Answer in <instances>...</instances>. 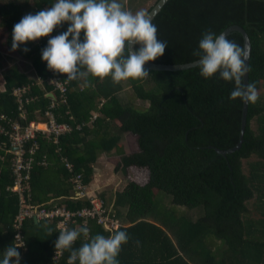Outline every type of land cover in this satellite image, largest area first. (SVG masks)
Wrapping results in <instances>:
<instances>
[{"label": "trees", "instance_id": "trees-1", "mask_svg": "<svg viewBox=\"0 0 264 264\" xmlns=\"http://www.w3.org/2000/svg\"><path fill=\"white\" fill-rule=\"evenodd\" d=\"M33 1L8 0L0 5L1 23L8 30L7 49L32 60L38 76L45 80L42 87L18 67L10 68L5 90L0 88V112L18 117L13 90L32 83L29 95L37 98L26 106L29 120L45 116L52 103L50 91L61 101L60 90L48 83L51 72L41 58L47 37L15 51L11 47L14 25L24 15L54 3ZM136 1L131 0V8ZM120 2L131 11L129 2ZM152 22L158 38L169 45L154 62L165 64L200 59L193 51L209 28L220 34L231 25L243 26L253 44L250 82L257 91L264 87V0H169ZM67 27V23L57 27V33ZM228 38L245 44L238 31ZM24 47L30 51L24 52ZM149 72L143 79L127 80L134 93L128 102L121 96L124 81L91 75L70 81L68 101L52 110L59 122H69L74 129L61 136L59 144L38 137L40 146L31 171L33 203L66 205L73 210L88 206L87 200L75 197L73 173L62 156L74 164V174L82 173L90 184L100 154L115 152L117 171L126 175L133 171L136 176L111 200L101 196L123 225L107 230L91 219L88 227L90 237H107L118 230L128 233V243L122 245L118 257L120 264H264V96L258 94V101L250 104L241 149L224 155L217 148L236 146L241 134L244 103L229 99L234 85L216 77L204 79L199 66ZM136 99L148 104L138 105ZM3 142L9 139L0 133V252L15 241L14 220L20 208L19 195L8 190L14 183L13 155ZM44 156L47 166L40 163ZM178 206L185 211L180 212ZM59 234L55 222L27 219V250L20 252L21 264H67V251L54 258ZM83 242L81 236L75 247Z\"/></svg>", "mask_w": 264, "mask_h": 264}, {"label": "clouds", "instance_id": "clouds-1", "mask_svg": "<svg viewBox=\"0 0 264 264\" xmlns=\"http://www.w3.org/2000/svg\"><path fill=\"white\" fill-rule=\"evenodd\" d=\"M65 23L67 30L48 39L41 58L49 70L67 74L69 81L89 75L101 80L110 77L116 83L143 79L150 74L145 67L147 62L162 57L169 46L158 38L157 26L144 11L133 13L120 0H54L50 8L26 14L14 25L12 50L49 36ZM23 51L30 49L24 47ZM193 55L200 58L198 66L204 79L216 77L234 85L229 99L239 98L246 105L258 101L256 85L245 83L251 71L246 45L241 46L226 33L217 34L209 28L202 33ZM39 77L34 78L36 83ZM3 86L1 90H5V83ZM48 95L57 97L54 91ZM59 233L54 246L56 251L70 253L67 264H120L122 245L129 240L124 230L107 237L102 234L90 237L86 224ZM81 236L84 242L77 248L75 244ZM22 246L14 241L0 252V264H21L18 249Z\"/></svg>", "mask_w": 264, "mask_h": 264}, {"label": "built area", "instance_id": "built-area-1", "mask_svg": "<svg viewBox=\"0 0 264 264\" xmlns=\"http://www.w3.org/2000/svg\"><path fill=\"white\" fill-rule=\"evenodd\" d=\"M48 9V8H46ZM56 28V33L58 32ZM56 33H51L47 36V40ZM58 34V33H57ZM51 76L48 78V83L53 84L57 90H60V99L52 98L50 108L46 110L45 116H39L38 119H28L27 104L36 100V96L29 95L32 83L18 86L13 93L19 105V116L12 117L7 113L0 112V133L7 136L9 142H3V146L12 156V170L14 175V183L8 186V190L17 193L20 199V208L14 220L16 229L15 243L23 244L18 250L23 252L27 250V242L24 237L25 221L29 218L37 219L38 221L55 222L57 229L80 228L88 227L91 219H96L107 230H116L123 225L120 218L114 212H111L107 206L106 200L99 194L91 190L90 184L84 181L82 173L74 174V164L65 156L62 159L67 169L72 172L71 181L74 184V193L76 198L87 200L90 204L73 210L66 205L47 207L39 206L33 203L32 188H31V171L36 162V153L39 149L38 137L43 136L59 144L61 136L73 131L74 127L69 122H59L52 108L67 102L70 81L66 79L67 74H58L52 70ZM45 80L38 78L37 84L43 86ZM98 113H94V118ZM78 128H82L78 125ZM60 151V147L57 149ZM42 165L49 164L47 157L44 156L40 161ZM1 194V191H0ZM79 219L83 222H79ZM74 225V227H73ZM89 231L90 228L88 227ZM64 251L57 250L55 259H59Z\"/></svg>", "mask_w": 264, "mask_h": 264}, {"label": "rangeland", "instance_id": "rangeland-1", "mask_svg": "<svg viewBox=\"0 0 264 264\" xmlns=\"http://www.w3.org/2000/svg\"><path fill=\"white\" fill-rule=\"evenodd\" d=\"M8 0H0V5H2L4 2H7ZM21 2H23L24 0H19ZM127 2H129V6H130V9L133 13L137 12V11H144L145 14L147 13L148 9L150 7H152L157 0H137L135 5H133V7L131 8V0H126ZM31 3L33 4L34 1L31 0ZM7 35H8V30L6 27L2 26V23H1V16H0V80L3 81V74L5 73V69L9 66H22L24 64L28 65L26 62H24V59L19 56L17 53H14V52H10L8 49H7V45H6V39H7ZM0 81V82H1ZM4 82V81H3ZM0 84H2L1 86H3V83L1 82ZM124 85L126 86L124 91L122 92L121 96L123 97V99L128 102V101H131L132 99H134V93H133V90L131 88V85L128 84V81L125 80L124 81ZM258 94L261 95V96H264V87L258 91ZM135 102L138 104V105H147L148 102H143L142 100H138L136 99ZM128 152L131 151V149L128 147L127 149ZM109 156H112L111 157V161H113V166H114V169L111 170L107 175H111V172L114 174H112V176H109L110 178L112 177H116L115 174H119L120 172L117 171V167L116 166V163L118 162V157H117V154L114 152L113 154L109 155ZM118 165V163H117ZM103 171V173H102ZM105 172H107V170H105ZM104 170L101 169V173L102 174H105ZM122 177L123 179L119 180L117 179V182L113 185V186H108L107 188H111V189H114V187L116 186V188H118L119 190L118 191H122L124 190V188L126 187V185L128 184V182L130 180H132L136 175L133 171H131L128 175L126 174H122ZM105 176V175H104ZM104 176L102 177L104 179ZM98 180V182H101V179ZM121 189V190H120ZM112 194V197L109 196L110 199L114 198V195H115V192L111 193ZM166 201L168 204H171V199L168 197L166 198ZM180 212H184L185 211V208L184 207H176ZM198 212L200 211L199 209L197 210ZM194 213L191 212V214Z\"/></svg>", "mask_w": 264, "mask_h": 264}, {"label": "water", "instance_id": "water-1", "mask_svg": "<svg viewBox=\"0 0 264 264\" xmlns=\"http://www.w3.org/2000/svg\"><path fill=\"white\" fill-rule=\"evenodd\" d=\"M169 0H158L154 6L152 7V9L146 14L151 20H153L157 14L162 10V8L164 7V5L168 2ZM234 31H238L240 33L243 34L244 36V41L248 50H249V64L251 61V53H252V49H253V44L251 41V38L248 34V32L246 31V29L239 25V24H234L231 25L230 27L226 28L223 32L227 34V36H229L232 32ZM198 60L192 61V62H187V63H177V64H165V63H157L154 61H149L147 62V64L145 65L146 68L148 69H152V70H168V71H179V70H186V69H190L192 67H196L198 66ZM250 82V72L248 74V76L245 77V83H249ZM249 108H250V104H244L243 107V115H242V127H241V134H240V139L239 142L236 146L229 148V149H221V148H217V151L221 154L227 155L228 153H233L237 150H240L244 141H245V132H246V128L248 125V116H249ZM37 222L38 220L35 219Z\"/></svg>", "mask_w": 264, "mask_h": 264}, {"label": "crops", "instance_id": "crops-1", "mask_svg": "<svg viewBox=\"0 0 264 264\" xmlns=\"http://www.w3.org/2000/svg\"><path fill=\"white\" fill-rule=\"evenodd\" d=\"M24 59V58H23ZM24 62H26L28 65L24 64L22 66H18V68L20 69L21 72H24L26 73L30 78L34 79L38 76L35 68H34V65H33V61L30 60V59H24ZM12 67H17V66H8L6 69H5V73L2 75L3 76V81H1L3 84L6 82L5 80V74L6 72L12 68ZM0 82V83H1ZM2 84H0V87L3 88L4 86H1ZM123 142H125V139H123ZM129 145L126 144V149H128ZM111 154L109 153H106V152H102L99 156V159L97 160V162L94 164V174H93V178L90 182V187H91V190L96 193V194H105L106 197L111 200L109 198L112 197V194L113 192H116L119 190L118 188H116V186L114 187V189H111V188H107L108 186H113L116 182H117V179L121 180L123 179L121 173L124 175V173L121 171L119 174H115L116 177H109V176H112V172H111V175H107L111 170L114 169V166H113V161H111V157L112 156H109ZM117 167V163H116V166ZM101 169L104 170H107V172H105V174H102L101 173ZM107 173V174H106ZM105 175V176H104ZM114 175V174H113ZM104 176V179L102 178ZM101 179V182H98V180ZM116 181V182H115ZM118 183V182H117ZM121 190V189H120ZM59 200H63V199H59Z\"/></svg>", "mask_w": 264, "mask_h": 264}]
</instances>
